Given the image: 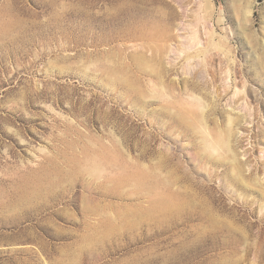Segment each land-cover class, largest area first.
<instances>
[{
  "label": "rangeland",
  "instance_id": "1",
  "mask_svg": "<svg viewBox=\"0 0 264 264\" xmlns=\"http://www.w3.org/2000/svg\"><path fill=\"white\" fill-rule=\"evenodd\" d=\"M0 264H264V0H0Z\"/></svg>",
  "mask_w": 264,
  "mask_h": 264
},
{
  "label": "bare ground",
  "instance_id": "2",
  "mask_svg": "<svg viewBox=\"0 0 264 264\" xmlns=\"http://www.w3.org/2000/svg\"><path fill=\"white\" fill-rule=\"evenodd\" d=\"M214 149H217V145L216 144L214 145Z\"/></svg>",
  "mask_w": 264,
  "mask_h": 264
}]
</instances>
